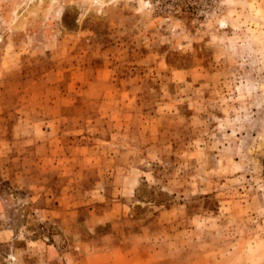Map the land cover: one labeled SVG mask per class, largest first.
Instances as JSON below:
<instances>
[{
  "label": "rangeland",
  "instance_id": "rangeland-1",
  "mask_svg": "<svg viewBox=\"0 0 264 264\" xmlns=\"http://www.w3.org/2000/svg\"><path fill=\"white\" fill-rule=\"evenodd\" d=\"M0 264H264V0H0Z\"/></svg>",
  "mask_w": 264,
  "mask_h": 264
}]
</instances>
